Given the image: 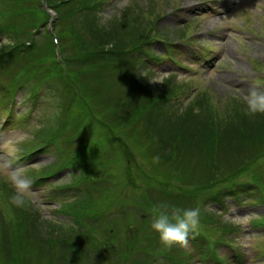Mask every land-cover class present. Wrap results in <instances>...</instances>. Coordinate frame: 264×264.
<instances>
[{
	"label": "rangeland",
	"instance_id": "374dc122",
	"mask_svg": "<svg viewBox=\"0 0 264 264\" xmlns=\"http://www.w3.org/2000/svg\"><path fill=\"white\" fill-rule=\"evenodd\" d=\"M11 1L0 0V8L7 7ZM205 1L207 0H109L101 3L99 10H96L98 16L88 27L89 34L94 38L96 49L117 48L131 34V28L127 24L125 27L122 26V21L118 20L127 9L132 16L136 14V9H142L143 14L136 17L144 19V22L150 21V27L154 24L156 28L155 34L166 39L193 34L195 37L193 42L208 49L205 57L191 60V56L193 57L191 49L179 45V50L181 48L183 53L180 54L182 56L180 59L188 69L174 75L177 78L170 79L169 74L174 68L170 66L169 61L167 62L162 44L156 42L148 57L157 65L149 62L148 65L154 68L152 70L143 64L142 59L140 60L141 68L138 67L142 71L141 77L144 81L137 87L145 91L164 89L166 85L175 89L180 85L181 87L174 93L176 96L172 103L169 104V113L175 110L182 112L188 104L194 105L195 111L199 112L200 103L194 99L200 101L205 98L209 104L205 101L202 104L204 112L211 110L214 119L222 120L224 116L220 113L231 109L233 103H241L245 109L243 97L251 87L258 86L264 90V0H224L226 7H218L216 12H211ZM36 4V0L34 2L28 0L23 6ZM176 8L182 11L177 14ZM67 11L73 13H68V18L64 17L63 26H56L59 32L66 27L65 35L61 38V48H56L51 43V36L47 33L48 25L46 27L44 24L33 29L32 39L36 47L33 50L29 49L23 56L16 58L12 56L13 63L9 64L11 62L8 61L0 68V88L6 84L14 87L16 94L13 113L10 114L7 123L5 118L12 104L2 103L0 99V173L9 170L11 165L12 169L23 168L27 176L30 170L46 174L53 169L57 170L55 165L63 162L62 157L73 158L75 155L84 172L95 178L91 180L95 193L89 198L91 205L82 220L88 222L91 227L97 224L95 218H91L90 215L95 213V217L100 218L102 225L95 229L98 243L103 244L111 240L113 243L108 244L112 248L117 246V243L120 246L130 243L134 246L135 241L149 238L150 242L157 236L156 245L159 249L165 252L168 249L176 250L174 252L177 254L178 264H264L263 189L254 187L249 193L241 191L240 198L243 201L239 203L226 200L228 208L226 207L225 213H220L222 217L220 219L232 222L228 224L229 230L222 232L217 230L216 218L209 217L211 220H206L202 217L206 210L200 205L198 201L200 198L197 196L198 199H193L190 196L192 188L199 189L200 183L206 177L216 176L215 168L208 167L205 163V158L213 160L210 155L212 150L215 152L219 147L215 156L217 159L220 154L240 165V168L243 167L239 169L237 176L247 174L243 175L246 179H251V176L258 172L264 175V157L252 163L256 154L252 145L243 143V137L239 132L236 135L239 140H232V147L229 143L215 145L216 135H219L215 130L214 134L206 131L207 134L203 137L193 134L192 148L181 146L173 151L167 142L171 135L172 123L166 130L161 131V136L155 132L154 138H146L147 134L143 129L147 127L143 120L139 125L125 129L123 117L125 102L129 98L124 95L127 87L123 86L125 80L122 78L135 72L136 68L126 70L129 60L125 58V52L107 50L100 55L103 58L100 63L104 68L101 73L89 75L86 74L88 71L83 70L84 78L80 79L83 81L73 79L79 77L77 74L81 69L76 58V52L80 47L73 45L76 30L79 25L88 24L91 19L86 18L82 21L83 17L77 11L74 12L73 9ZM159 14L165 16L156 24L154 19ZM2 21L4 22V19L2 20L0 16V24ZM107 31L112 32L113 36ZM7 37V34L0 36V47L13 44L14 40L10 36ZM25 39L28 40V37ZM96 39L100 42L98 43ZM56 59L61 62V66L56 63ZM180 68L182 67L179 66V70ZM194 69L198 71L194 75L189 74V70ZM161 79L163 83L151 82ZM56 118L57 122L54 121ZM59 118L63 124L61 128L64 129L49 143L47 151L44 149L25 161L23 159L17 161V157L20 159L23 151L31 148L32 145L27 143H32L31 139L37 137V134L43 138L50 134L51 131L48 129H44L46 133H41L42 128L57 129ZM189 118L190 114L186 119ZM254 118L264 124L263 114H257ZM161 124L163 122L158 126ZM180 128L184 130V127ZM150 142L152 146L158 147L155 156ZM207 152L208 156L205 157ZM200 153L204 154V159ZM56 159L61 160L54 162ZM209 165L214 164L209 161ZM249 166L250 170L247 169ZM130 167L135 172L136 185L130 180ZM80 168L78 165H65L61 172L45 179L42 185L30 188L27 204H31L34 210L25 213L24 217L27 218L25 225L36 243H44L42 258L33 255L29 258L32 264H70L69 259L77 256L72 251V244L70 251H64L66 249L60 246L61 251L58 253L59 249L55 248L53 242H48L47 238L59 236V230L55 231L59 228L57 224L70 225L73 222L74 217H71L73 213L65 212L68 214L60 215L58 213L62 212L63 208L60 206L67 200L73 202L77 196L78 198L83 196L82 191L77 189L80 183L73 186L74 181L85 176L77 171H80ZM85 183L87 182L82 184ZM166 183L169 184L168 187L165 186ZM82 188L88 192V186ZM5 192L12 197L15 188L5 175L0 174V209L4 211L6 218H10L12 211L8 200L5 199ZM158 204L180 209H200V224L198 234L195 235L198 236L197 254L190 250L193 247L190 238L188 248L179 245L168 248L161 243L159 234L151 228L153 219L151 209ZM237 206L241 207L236 209ZM212 209L216 210L217 206H213ZM253 218H258L262 227L258 225L254 228ZM75 225L78 226L76 222ZM233 229H238V232L232 231ZM30 231L36 234H31ZM68 231V228L64 230L63 235L68 234ZM4 232L5 228L1 226L0 238ZM26 235L28 239L29 235ZM72 237L73 234L69 238ZM34 244L35 241L32 240V246ZM86 249L87 247H84V250ZM209 249L213 251V256L203 258L199 254ZM8 251V245L3 244L0 249V264H9L11 261V252ZM236 251L244 261L239 262L235 259ZM84 252L86 259H89L85 264H97L96 262L101 261L105 264L118 262L117 260L111 262L102 253ZM214 252L224 260L223 263L217 261ZM145 255L140 244L129 262L133 261L135 256ZM55 257L54 262L50 260ZM151 258L153 261L157 260H154L153 255ZM153 261L143 264H153Z\"/></svg>",
	"mask_w": 264,
	"mask_h": 264
},
{
	"label": "trees",
	"instance_id": "16d2710c",
	"mask_svg": "<svg viewBox=\"0 0 264 264\" xmlns=\"http://www.w3.org/2000/svg\"><path fill=\"white\" fill-rule=\"evenodd\" d=\"M26 1L28 0H12L10 3H8L7 7L0 8V16L2 20L4 19V22L2 21L0 24V36L2 34H7L8 37L10 36V38L14 40L12 45L8 44L7 46L3 45L2 47H0V68L8 61L11 62L9 64H12V56L16 58L17 56L25 55V53L29 49L33 50V48L36 47V44L32 39L33 29L39 28V26L42 27L48 22L49 15L45 11V9L41 7V0H36L37 4L35 6L27 5L28 7H24L23 4H25ZM34 1L35 0H32V2ZM48 1L59 14V19L57 22L58 25H62V21L65 20L64 17H69L68 13H73L68 12V9H73L74 12L77 11V13L80 14L81 17H83L81 18L82 21H85L86 18L87 20L91 19L88 24L79 25V27H77V35L75 36V40L73 42V45H75L74 47H80L76 52V58H78L79 60L78 64L79 66H81V69H79L80 73H72L79 75L78 78L73 77V79L79 82L83 81H80V79L84 78L82 75L83 70L88 71L85 72L89 75L94 73H101L104 70L102 64L100 63L101 59L103 58H101L100 55L105 53V51L114 50L116 53L125 52V58L136 61V57H130L129 52H145L150 45H146V43H150L153 39L163 37L161 35L155 34L156 28L154 27V24L152 27H150V21L144 22V19H138L136 17V15L139 16L143 14L142 9H136V14L134 16L130 15L127 9L120 17H118V20L122 21V26L127 24L131 28V34L126 37V41H122L121 45L117 46V48L105 49L103 47L96 49L94 47V38L91 37L92 34H89L88 27L96 21L98 16V11L96 10H98L101 7V3H104L106 0ZM63 9H65L66 11H63ZM155 22L156 21L154 19V23ZM58 30H56V33L61 39L65 35L66 27L64 30L61 29L60 32ZM107 32L113 36L112 32ZM47 33L49 34V36H51L49 30H47ZM25 37H28V40L25 39ZM96 40L98 43L100 42L99 39ZM27 41H29V43H27ZM51 41H53L52 38ZM51 43L54 44V42ZM115 58L124 59V57ZM56 63L60 66L62 65L58 59H56ZM126 70H134V68L127 66ZM141 73L142 71H135L127 75L125 78H122L125 80L123 86L126 85L127 87V91L124 93V95L129 98V100L125 102L126 109L123 117L125 123L123 127L125 129L133 128L136 124L139 125L141 123V120H143L145 126L147 127V130L145 131H147L149 135L154 136L155 132H157L161 136V131L166 130L172 123L170 128L171 135L169 136L167 142L168 146L173 151L181 146L182 148H190L191 145L193 146L191 141L193 134H196L198 137H200V135L203 137L205 136V134L209 132L213 133L215 130L219 132V135H216L217 142L215 143V145L229 143L232 147V140H239V137H236L239 132V134L243 137V143L245 145H252L254 153L256 154L254 156L255 159L252 158L254 159L252 163L258 161L259 158L264 156V124L258 121L257 118L245 115V111L241 103H233L231 104V109L224 113H220L222 114V116H224L222 117V120L214 119L211 110H206L204 112V105L202 104H204V101L206 102L205 98L201 99L200 101L199 99H196V102L200 103L199 112L195 111L196 107L194 105L189 104V106L185 110H182V112H179V110H175L169 113L168 107H170L169 104L174 99L173 95L176 92V89L166 85L164 89H145V91H142L139 87H137L139 84H141L142 81H144L143 77H141ZM0 90L2 91L1 93H4V95L6 94L7 98L5 99L7 100L8 98L10 100L13 99L16 95L15 88L6 86V84L3 85ZM235 101H238V99H235ZM172 107L173 109H175L174 105ZM188 114H190V118L187 120L186 118ZM198 116H200V118H198ZM162 122L163 124H161V126H158V124ZM180 127H184V130H182V128ZM186 130L187 132H185ZM206 131L208 132L206 133ZM218 148L215 150V152H213L212 150L210 153L211 157L213 158L212 161H214L216 164L215 168H217V176L206 177L205 180L200 183V190L204 189V191H206L205 193L210 190H221L220 188L225 187V185H229V183L232 182L231 179L234 178L235 175L237 177L239 169H243V167H239L240 165L235 164V162L233 163L229 158H225L224 156L222 157L220 154L217 159L215 156H217L218 154ZM208 153L209 152L205 153V157L208 156ZM200 156H202V158L204 159V154L200 153ZM245 167L246 164H244V168ZM247 169L250 170L251 166H249ZM253 178L254 179L247 178V181L250 182L251 180L253 182V187H251L250 185L247 186V182H238L237 184L240 186L239 188L244 190V187H246L247 189L252 190L254 187H259L264 190V188L262 187L264 186V175H261L258 172L253 175ZM210 182L217 184L209 186ZM195 189H197V187H195ZM195 189L192 188L190 196L193 199H198V197L203 195V193L200 194ZM5 197V199L8 200L11 206L12 216L10 218H6L4 211L0 209V227L3 226L5 228V232L3 233L2 238H0V249L2 248L3 244L8 245V252H11V261L9 262V264H32V262H29V258L33 257V255H36V258L37 256L39 258H42V249L44 245V243H36L35 238L29 235V232L25 225L27 219H25L24 217L25 213L30 212V210L34 209L31 204H27V201L24 206H17L12 201L13 196L11 197L8 192H5ZM66 209L69 212L73 213V217L77 219L76 223L79 226L76 225L75 228L74 226L69 227V225H66L64 223L57 224L59 228L55 229V231L57 232V230H59V236H54V238L48 237L47 241L54 243L55 248L59 249L57 250L58 253L59 251H61V247L63 249H66L64 251H70L72 244V251L73 253L77 254V256L73 258L78 259H69V261L71 262L70 264H85V261L89 259H86V253L84 251L97 254L102 253V255L104 254L106 256L105 258L110 259L111 262L112 260H117L118 262L116 264H143L148 261H153L151 255L154 256V260L157 259L156 261H153V264H165V262L162 261V259L164 258L162 257L161 259V257H159L160 253L163 254L165 253V251L157 247V236H154L152 241L150 242L149 238H144L141 239V241H135L136 245L134 246H132L131 243L125 246H120V244L117 243V246L112 248V246L108 244L113 243V241L111 240H107L108 242H104L103 244L97 242V237H95L97 235L95 229H97L99 226L92 225L90 227L88 222L82 220V218L85 217V211H82L80 208L76 210L74 209V207H68ZM8 225H10L8 227L9 229L7 228ZM67 228L69 229L68 232L70 234L68 233L66 235H63V231ZM30 232L31 234H36L34 231ZM26 234L29 235L28 239L26 238ZM72 234L73 237L69 238ZM32 240L35 241L34 246H32ZM154 241L156 242L154 243ZM140 244H142V249L145 251L146 255L143 257L135 256L134 260L129 262L132 254L136 253V250ZM67 245H69V247H67ZM84 247H87V249L84 250ZM168 251L172 253V251L176 250L168 249ZM66 253L65 256L67 255ZM166 254L168 253H165L162 256H166ZM55 259L56 257L50 260L54 262ZM65 262L68 261L65 260ZM96 263L105 264L103 261ZM112 264L115 263L113 262Z\"/></svg>",
	"mask_w": 264,
	"mask_h": 264
},
{
	"label": "clouds",
	"instance_id": "9594fccd",
	"mask_svg": "<svg viewBox=\"0 0 264 264\" xmlns=\"http://www.w3.org/2000/svg\"><path fill=\"white\" fill-rule=\"evenodd\" d=\"M151 82L163 83V80ZM242 102L246 106L245 115L255 117L257 114H264V90L260 87H251ZM0 174L5 175L15 188L13 203L20 207L24 206L30 196L31 178L26 175L23 168L12 169L11 165L9 170ZM151 213L153 216L151 228L159 234L161 243L168 248L174 245L188 248L190 234L192 238L198 234L199 208L180 209L169 207L167 204H158L151 209Z\"/></svg>",
	"mask_w": 264,
	"mask_h": 264
}]
</instances>
